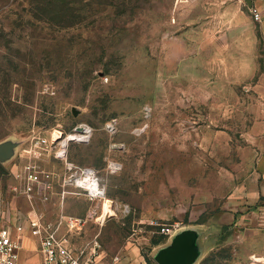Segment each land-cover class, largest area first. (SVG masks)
<instances>
[{"label":"rangeland","instance_id":"rangeland-1","mask_svg":"<svg viewBox=\"0 0 264 264\" xmlns=\"http://www.w3.org/2000/svg\"><path fill=\"white\" fill-rule=\"evenodd\" d=\"M262 119L264 16L245 0H0V141H23L0 162V226L20 264L41 261L25 240L34 213L82 218L74 243L108 256L152 258L169 238L158 221L205 229L197 264H263L228 263L236 243L213 224L253 170ZM31 160L53 179L29 197ZM69 163L94 169L104 196L64 185Z\"/></svg>","mask_w":264,"mask_h":264},{"label":"built area","instance_id":"built-area-1","mask_svg":"<svg viewBox=\"0 0 264 264\" xmlns=\"http://www.w3.org/2000/svg\"><path fill=\"white\" fill-rule=\"evenodd\" d=\"M249 10L255 20L262 21V12L257 6L252 5ZM62 156L58 154V157ZM67 168V174L63 179L64 185L83 189L89 197H99L97 196L99 192H92L84 184L90 175L96 176L97 172L94 169L76 167L73 163H69ZM19 176L24 185L23 191L29 197L37 187L40 190L43 184H48L47 188H50L49 181L53 179V174L42 172L40 165L32 160ZM83 222L82 218L69 216H61L54 222L46 221L37 213L30 214V233L38 239L40 264H109L96 244L87 242L77 245L74 243L77 231L80 230ZM151 224L158 228L159 234L166 236H170L180 227L177 222L169 224L152 221ZM62 227L66 229L65 233L60 232ZM20 249V240L9 229L0 226V264H20Z\"/></svg>","mask_w":264,"mask_h":264},{"label":"crops","instance_id":"crops-1","mask_svg":"<svg viewBox=\"0 0 264 264\" xmlns=\"http://www.w3.org/2000/svg\"><path fill=\"white\" fill-rule=\"evenodd\" d=\"M252 5L261 8L254 0ZM260 11L262 12L261 9ZM249 131V142L255 150L253 170L227 197V206L222 208L223 212L216 217L217 220L213 224L219 230L218 243L221 238H225L224 233L227 234L229 242L233 240L236 243L233 245V251L237 257L232 260L228 256V263L234 260L241 262V256L246 258L254 255L264 264V119L253 124ZM25 240L28 244L38 241L30 234ZM27 252L28 249H25V256ZM101 255L109 264H149L137 247H131L118 255Z\"/></svg>","mask_w":264,"mask_h":264},{"label":"water","instance_id":"water-1","mask_svg":"<svg viewBox=\"0 0 264 264\" xmlns=\"http://www.w3.org/2000/svg\"><path fill=\"white\" fill-rule=\"evenodd\" d=\"M252 6L253 0H245ZM22 140L7 138L0 141V162L6 163L17 153ZM207 237L202 227H179L164 244L152 253L157 264H197L206 251Z\"/></svg>","mask_w":264,"mask_h":264},{"label":"bare ground","instance_id":"bare-ground-1","mask_svg":"<svg viewBox=\"0 0 264 264\" xmlns=\"http://www.w3.org/2000/svg\"><path fill=\"white\" fill-rule=\"evenodd\" d=\"M56 136L60 137V134H56ZM72 138H74V137H72ZM72 138H70V139H72ZM86 180L87 181L84 184H86V186H88L92 192H94V193H95V191L99 192L97 194V196H99V197L104 196V192H105V190L103 188L104 185L101 183V181L98 177V174H96V176L90 175ZM103 207L106 210V214H107V212H113L112 202L110 199H106V201L103 202Z\"/></svg>","mask_w":264,"mask_h":264},{"label":"trees","instance_id":"trees-1","mask_svg":"<svg viewBox=\"0 0 264 264\" xmlns=\"http://www.w3.org/2000/svg\"><path fill=\"white\" fill-rule=\"evenodd\" d=\"M226 228H227V227H225V229H226ZM223 235H224V237L227 236L226 233H224ZM163 240H164V237L158 239L155 243H156V244H159V243H161ZM147 261H148L149 264H157L152 258H147Z\"/></svg>","mask_w":264,"mask_h":264}]
</instances>
